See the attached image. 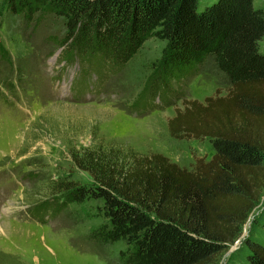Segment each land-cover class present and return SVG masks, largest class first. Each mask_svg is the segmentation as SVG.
Wrapping results in <instances>:
<instances>
[{
    "label": "trees",
    "instance_id": "obj_1",
    "mask_svg": "<svg viewBox=\"0 0 264 264\" xmlns=\"http://www.w3.org/2000/svg\"><path fill=\"white\" fill-rule=\"evenodd\" d=\"M6 7L27 25L49 15L63 19L58 57L81 64L69 84L75 102L99 93L145 41L165 40L127 113L141 116L180 100L182 109L174 105L167 120L169 136L208 139L213 150L190 168L123 144L85 150L73 162L92 184H61L60 198L37 207V221L97 201L102 222L88 240L122 243L119 264H216L264 195V7L254 0H6ZM209 58L228 80L226 94L184 99ZM252 222L227 264H264V204Z\"/></svg>",
    "mask_w": 264,
    "mask_h": 264
},
{
    "label": "rangeland",
    "instance_id": "obj_2",
    "mask_svg": "<svg viewBox=\"0 0 264 264\" xmlns=\"http://www.w3.org/2000/svg\"><path fill=\"white\" fill-rule=\"evenodd\" d=\"M254 5L264 7V0H254ZM64 34L62 18L49 15L27 25L8 12L6 0H0L4 52L0 53V264H119L122 243L96 245L88 240L89 232L102 222L97 201L69 205L43 223L34 217L38 206L60 198L61 184H92L88 173L74 165L75 155L116 143L141 154H162L190 168L195 158L213 154L208 139L169 136L167 120L175 113L174 105L182 109L180 100L141 116L127 113L160 59L165 40L145 41L121 70L107 78L99 93L75 102L69 84L81 64L79 69L78 63L60 61L58 41ZM259 47L264 50V36ZM228 87L209 58L190 80L184 99L225 95ZM263 204L264 195L242 227L241 242ZM235 243L216 264H227L231 248L240 246Z\"/></svg>",
    "mask_w": 264,
    "mask_h": 264
},
{
    "label": "water",
    "instance_id": "obj_3",
    "mask_svg": "<svg viewBox=\"0 0 264 264\" xmlns=\"http://www.w3.org/2000/svg\"><path fill=\"white\" fill-rule=\"evenodd\" d=\"M254 218V217H253ZM242 242L240 240L237 241V244L236 245H239L241 244ZM235 250V246L233 248H231V250L229 252H233Z\"/></svg>",
    "mask_w": 264,
    "mask_h": 264
}]
</instances>
